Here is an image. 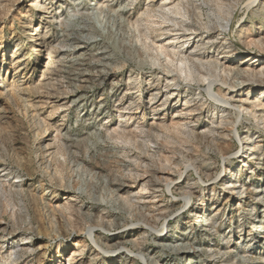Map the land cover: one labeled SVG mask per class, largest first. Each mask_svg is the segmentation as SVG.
<instances>
[{
    "label": "rangeland",
    "instance_id": "obj_1",
    "mask_svg": "<svg viewBox=\"0 0 264 264\" xmlns=\"http://www.w3.org/2000/svg\"><path fill=\"white\" fill-rule=\"evenodd\" d=\"M240 1L230 0L233 9L245 11L243 19L204 49L219 61L222 78L212 81L223 89L219 93L210 80L194 85L179 53L187 44L171 36L174 21L168 17L188 21L185 0H0V264H9V254L20 248L17 264H149L152 257L154 264H264V85L252 92L250 85L233 88L236 79L227 71L232 64L222 53L232 37L233 49L245 50L236 52L242 68L264 64V55L247 56L264 51V0H246L254 1L246 7ZM224 2L212 0L218 15ZM83 4L97 24L114 22L118 7H126L118 20L147 60L180 77L172 89L187 93L191 87L204 95L184 102L168 94L174 106L149 109L154 84L170 79L161 71H138L110 53L112 68L121 73L110 72L100 87L79 93L86 96L83 105L61 99L85 84L84 78L69 80L65 71L78 66L96 74L88 68L89 55L75 57L86 50L94 54L92 41L63 37L69 29L64 21L79 17ZM114 86L119 88L112 94ZM217 100L226 110L210 112L207 106ZM34 114L44 133L36 129ZM199 132L212 140L197 142ZM121 175L123 184L111 192L116 186L109 180ZM93 192L120 207L90 201ZM73 209L79 210L76 220ZM58 213L77 225L58 234ZM32 227L36 231L28 232ZM123 239V246H111ZM179 243L189 252H171Z\"/></svg>",
    "mask_w": 264,
    "mask_h": 264
},
{
    "label": "bare ground",
    "instance_id": "obj_2",
    "mask_svg": "<svg viewBox=\"0 0 264 264\" xmlns=\"http://www.w3.org/2000/svg\"><path fill=\"white\" fill-rule=\"evenodd\" d=\"M252 2L254 3V1ZM211 3H212V0H185L183 5L185 6V10H184L185 16H186L185 18H187L188 21L180 20L177 17H174V18L168 17V18L174 21V25H173L174 28L171 29V32H172L171 36L173 38L178 37L180 39L179 41L181 42V45L187 44L186 49L179 51V53L181 54L182 61H185L188 64L187 70H188L189 75L192 77V81L194 85L201 87L204 85L205 80H210L208 81V83H210L211 86H213L214 89H216L220 93L221 91L223 92V89H221L219 85H214L212 83L215 77H217L218 75H220L221 77V74L217 72L219 61L217 60L216 57H214L212 53H210L209 51H205L204 49L209 44L215 45V41L213 40H216L214 38L218 36L217 34L219 31L220 32H227V31L230 32L232 23H234L236 20H239V18L242 20L245 15V11L242 9V7H239L238 9H233L230 0H225L221 8L222 14L220 13L221 15H218L217 12H215V10L213 9ZM241 3H243L245 7L250 4L249 3L248 5H246V0H242ZM157 7H161V5H157ZM86 9H88V5L86 4L81 5V7L79 8L81 15H79V17L76 16L73 19H70V20L67 19L64 21L65 26L69 27V29H66V32L63 34V37L72 36L71 41H75L77 43H84L87 39L88 41H92L91 42L92 48L95 50L94 54H90L88 50L78 55H75L77 54L76 52H74L73 54L75 55V57L77 56L76 57L78 58L77 60H80V61L84 60V56H86V54L89 55L91 57L90 59L91 62L87 63L88 68H90L89 70L94 69L95 70L94 72L96 74L92 73L93 71L90 73L88 71L86 72L80 71L78 66H76L75 70L69 69L68 71H65L67 75L66 77L69 80L76 81V80H80V78H84L83 81L85 84L77 85V88L73 89L67 97H62L61 99H64L66 101L68 100V98H70L71 104L73 106L80 104L81 102L83 105L84 104L83 101H85L86 96L82 94L79 95V93L86 94L100 87L101 83L104 82L106 75L109 74L110 72L121 73L122 71L121 69L119 71H116L115 69L112 68L113 61H112L110 53L116 54L118 56L122 55L124 60L128 64V66H131L138 71H141V72L142 71H149V72L161 71L163 72L166 78L170 79V82H166L164 80V81H158L156 84H154V87L151 89L152 91L151 94H153V97L150 99L151 105L149 109H155L157 106L163 107L165 106L166 103H169L168 107L174 106V105H171V102H169L170 99L167 96L168 94L169 96L173 95L174 97H177V98L182 97L181 100H184V102L193 101L192 99L188 98V97H192V95H195V96L204 95L202 91H199L198 93L192 92L190 90L191 87H189V90H187V93H185V90L182 91V88L180 90L172 89L174 86L176 87L179 86V84L181 83L180 77L177 76L176 74H173L170 70H168L169 68H167L166 66L165 67L161 66L162 67L161 69L157 67L155 64H153L151 61L147 60L143 56L144 51L139 46H136L135 44L132 43L131 34L128 32L124 21L118 20L120 16L122 15L124 16L128 13L126 7H122V8L118 7V10L115 11L114 17L115 18L117 17V20H114V22H110V23L104 22L103 24H97L95 19L92 16H90V14L84 12V10ZM73 24H77V27L72 28ZM34 26L35 25H33V27ZM30 27H32V23H30ZM91 32L92 34L93 33L97 34L100 37V39L96 41L92 40L91 37H93V35L91 36ZM192 35L200 36V38H203L205 36V39H202V41L200 40L196 41L194 39L193 41L190 42ZM200 38H197V39H200ZM234 42H235L234 39H232L231 37L228 43L229 46L224 47L222 51V53L226 57L225 62L228 64H232V65H229V67H227V71L231 73L232 78L236 79V81L232 82V87L235 88L236 90H240L244 88L246 85L247 86L250 85L247 90L248 92H252L255 89L256 85L258 86L264 85V77H261L262 74H264V64L263 65L260 64V67L256 68L253 62L247 68L246 67L242 68L241 65L243 62L239 59L240 57L237 56L240 54H237L236 52L241 51L242 53H244L245 50L240 48V46H237V49H233L231 44ZM55 48L56 47L50 46L49 50L52 51ZM258 54H260V56ZM81 55H83V57H81ZM251 55L252 56L254 55L253 57L259 56L258 60H260V58L263 57L264 55V51L262 48H258L256 51L250 52L249 54H247V56H251ZM242 56L243 55H241V57ZM66 62H69L71 66L78 65L72 60H66ZM85 75H88V76L85 77ZM196 76H198L199 78ZM226 78H228V75L227 76L225 75V78L223 77V80H225ZM96 80H98V83H96ZM115 87H118V86L113 87V90L111 92L112 94L117 91V88L114 90ZM263 89H264V86L261 87V91H263ZM217 101L218 103H216V105L207 106L208 109L211 110L210 112H215L217 108H221V107H223L224 110H226V106L223 105L222 101L221 100H217ZM196 103L197 102H193L192 106L195 107V109L200 112L202 109L199 108ZM152 114H155V113H152ZM34 117H35L36 129H38L40 133H44L42 129V125L40 121L38 120V114H34ZM236 130L238 131L239 127H236ZM146 135L148 137L154 138L153 134L149 132H147ZM165 137L169 138L172 136L165 135ZM194 138L197 140V142L201 143L202 140H205V141L207 140V142H210L213 136L205 132H199L195 134ZM217 145L219 149H221V151L225 150L226 152L227 147L226 148L224 147L223 142H219ZM62 151L63 150L60 149L56 151V153L63 154ZM83 159L87 161L85 157ZM89 162H92V161H89ZM26 165L27 163L25 162L23 166L25 167ZM58 166L62 170L68 169L67 165L63 162H58ZM27 174L29 176L34 175L33 171H30V170L27 171ZM124 179L125 177L121 175L118 178L109 180L108 183L110 185L116 186L114 189H111V192H116L118 189L117 187L123 184L122 180ZM76 184H78V182H76ZM219 188H223V181L221 182V185L219 186ZM79 193L81 192L78 191L77 194ZM93 194H94L92 195L93 197L89 198L90 201H93L97 204L106 205V206L110 205L113 207L115 206L120 207L119 202L114 198L100 199L96 195V193L93 192ZM190 194H192V192H190ZM73 210L76 211L75 213L76 214L75 220H76L77 217L79 216V210L77 209H73ZM166 212L171 213L172 208L168 207ZM58 214L59 215H58L57 225L60 231V233L58 234H61V235L64 234L70 225L72 227H75L77 225L75 224L76 222H73V221L71 224H69V222L63 218L62 214L60 213ZM106 229L108 231L112 230L111 228H106ZM35 231L36 229L33 227L29 228L28 230V232L30 233L35 232ZM24 238H27V236L22 237L21 239H24ZM116 238H119V237H116ZM121 238H124V237L122 236ZM127 240L128 239H123L121 241L117 240L116 242H114L115 244L111 246L114 249H117L123 243L126 244L128 242ZM186 243L187 244L190 243L189 240H186ZM187 244L185 245V244L179 243L173 248H171L170 250L171 252L176 253V254L182 253V252L187 253L189 252V248L187 247ZM23 249L25 248H20L19 249L20 252L14 251L15 252L14 254L10 253L8 256L10 258L8 263L17 264L18 261L21 259L19 254L24 252ZM61 251H62V248H59L58 253H60ZM141 252L144 255V250H142ZM74 253H75V250H72V254ZM193 253H195V250L193 251ZM119 254H123V252H119ZM146 254L147 253H145V255ZM151 260L152 261H148L149 264L156 263L155 259L153 261V257L151 258ZM60 264H62V261L60 262ZM133 264H135V262H133Z\"/></svg>",
    "mask_w": 264,
    "mask_h": 264
}]
</instances>
